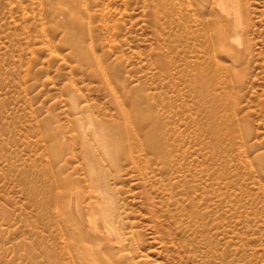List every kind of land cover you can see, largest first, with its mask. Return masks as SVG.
<instances>
[{
    "label": "rangeland",
    "instance_id": "obj_1",
    "mask_svg": "<svg viewBox=\"0 0 264 264\" xmlns=\"http://www.w3.org/2000/svg\"><path fill=\"white\" fill-rule=\"evenodd\" d=\"M243 4L250 55L227 101L197 5L183 30L157 0H0V264H74L54 200L63 179L90 189L89 153L139 264H264V0ZM71 32L93 33L117 80L79 62L88 42L77 53ZM85 116L105 126L107 153Z\"/></svg>",
    "mask_w": 264,
    "mask_h": 264
},
{
    "label": "bare ground",
    "instance_id": "obj_2",
    "mask_svg": "<svg viewBox=\"0 0 264 264\" xmlns=\"http://www.w3.org/2000/svg\"><path fill=\"white\" fill-rule=\"evenodd\" d=\"M211 1V0H210ZM208 0H157V4L163 13L178 15L187 29L191 28V21H196L192 6L197 5L202 14L199 16L197 27L204 31L203 35H196V41L203 42L209 49L211 56L216 62V82L222 83L226 89L225 99L229 101L232 93L236 92L239 78L245 72V64L249 59L250 46L246 40L247 12L243 0H212V6L208 8ZM170 7V9L167 8ZM82 26L78 25L80 30ZM83 28V27H82ZM69 29V28H67ZM66 41L75 44L74 50L77 53L85 50V41L88 42L90 54L82 52L78 56L80 63L91 67L92 73L104 77L106 80H117L105 66V58L98 54V40L93 33L89 32L83 38L74 32L66 35ZM80 47H76V46ZM236 45V46H235ZM230 59L228 66H221L217 57ZM228 77L231 82L227 78ZM113 76V77H112ZM207 77L201 76L200 86L202 87ZM132 99V98H131ZM132 127L130 134L135 138L138 136V128L134 125L135 120L129 117ZM139 120L145 121L141 114ZM80 125L85 131V126L91 122L92 126L86 127V132L97 142L101 143L104 151H109V135L101 120L95 116L80 118ZM120 132L125 131L123 124L117 125ZM75 128V127H74ZM60 141V136L58 137ZM83 143L90 149L92 144L89 140L82 138ZM60 148V144H56ZM158 151L162 153L160 145ZM57 158V152L54 155ZM87 176L91 187L88 191L78 189L73 184L63 179L62 185L58 183L60 193L54 200L57 220L55 221L67 235L66 252L74 264H139L136 259V246L140 244V237L136 231H131V236L126 231L124 213L108 185V178L102 181L99 177L101 166L94 154L89 153L87 157ZM95 183V185H94ZM88 197L89 202L86 204ZM87 199V200H88ZM61 208V210L59 209ZM76 224L84 230V236L79 238L76 234ZM83 232V231H82ZM83 235V234H81Z\"/></svg>",
    "mask_w": 264,
    "mask_h": 264
}]
</instances>
